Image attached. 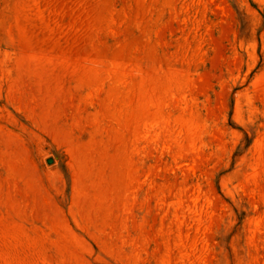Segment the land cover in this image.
I'll use <instances>...</instances> for the list:
<instances>
[{
    "label": "rangeland",
    "instance_id": "obj_1",
    "mask_svg": "<svg viewBox=\"0 0 264 264\" xmlns=\"http://www.w3.org/2000/svg\"><path fill=\"white\" fill-rule=\"evenodd\" d=\"M0 264H264V0H0Z\"/></svg>",
    "mask_w": 264,
    "mask_h": 264
}]
</instances>
